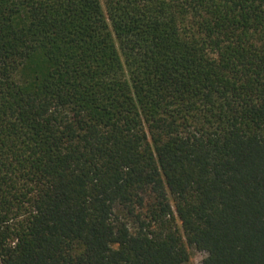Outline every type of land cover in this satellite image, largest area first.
I'll use <instances>...</instances> for the list:
<instances>
[{"label":"trees","instance_id":"1","mask_svg":"<svg viewBox=\"0 0 264 264\" xmlns=\"http://www.w3.org/2000/svg\"><path fill=\"white\" fill-rule=\"evenodd\" d=\"M264 264V0H0V264Z\"/></svg>","mask_w":264,"mask_h":264},{"label":"rangeland","instance_id":"2","mask_svg":"<svg viewBox=\"0 0 264 264\" xmlns=\"http://www.w3.org/2000/svg\"><path fill=\"white\" fill-rule=\"evenodd\" d=\"M205 254L201 252H194L191 255L190 261L187 264H203Z\"/></svg>","mask_w":264,"mask_h":264}]
</instances>
